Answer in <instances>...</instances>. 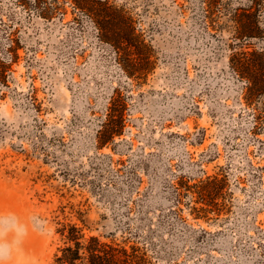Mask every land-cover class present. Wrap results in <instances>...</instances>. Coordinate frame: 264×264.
Here are the masks:
<instances>
[{"label": "rangeland", "instance_id": "1", "mask_svg": "<svg viewBox=\"0 0 264 264\" xmlns=\"http://www.w3.org/2000/svg\"><path fill=\"white\" fill-rule=\"evenodd\" d=\"M105 1L132 20L146 76L71 0H0V264H55L71 225L148 264H264V97L249 104L231 65L251 0ZM116 91L126 128L99 148ZM215 176L223 189L197 216Z\"/></svg>", "mask_w": 264, "mask_h": 264}, {"label": "trees", "instance_id": "2", "mask_svg": "<svg viewBox=\"0 0 264 264\" xmlns=\"http://www.w3.org/2000/svg\"><path fill=\"white\" fill-rule=\"evenodd\" d=\"M42 2L44 0H36ZM76 9L86 13L98 27L100 40L112 44L122 66L131 77L146 76L150 67L145 58L146 46L136 35L132 20L123 9H119L103 0H71ZM211 11L217 7L219 0H207ZM264 10V0H251L247 8H238L233 16L235 22V38L240 43V51L233 54L231 65L233 70L245 81V99L252 104L256 99L264 97V25L261 14ZM252 45L258 48L250 50ZM136 55L139 62L132 58ZM1 72L7 67L1 65ZM4 75V74H3ZM0 74V81L3 80ZM129 107L125 96L116 91L111 97L107 108L106 118L98 133V147L104 148L113 143L116 137L124 134ZM256 122L254 130L264 128V105L259 113L254 114ZM223 179L218 176L208 178L202 185L200 194L206 207L195 208L200 213H209L214 200L223 189ZM178 196L188 190L181 182L175 187ZM207 200V201H206ZM212 209V208H211ZM65 239V246L56 255L55 264H148L146 251L140 247L127 248L120 244L102 241L99 237L86 238L82 229L77 225L64 226L60 231Z\"/></svg>", "mask_w": 264, "mask_h": 264}]
</instances>
